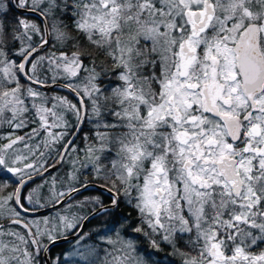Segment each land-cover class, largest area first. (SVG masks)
Returning a JSON list of instances; mask_svg holds the SVG:
<instances>
[{
	"label": "snow or ice",
	"instance_id": "6c2138e0",
	"mask_svg": "<svg viewBox=\"0 0 264 264\" xmlns=\"http://www.w3.org/2000/svg\"><path fill=\"white\" fill-rule=\"evenodd\" d=\"M0 264H264V0H0Z\"/></svg>",
	"mask_w": 264,
	"mask_h": 264
}]
</instances>
